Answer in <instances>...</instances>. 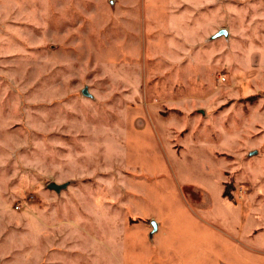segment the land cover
Wrapping results in <instances>:
<instances>
[{"label":"rangeland","instance_id":"374dc122","mask_svg":"<svg viewBox=\"0 0 264 264\" xmlns=\"http://www.w3.org/2000/svg\"><path fill=\"white\" fill-rule=\"evenodd\" d=\"M232 240L264 254V0H0V264Z\"/></svg>","mask_w":264,"mask_h":264},{"label":"crops","instance_id":"0c3cea01","mask_svg":"<svg viewBox=\"0 0 264 264\" xmlns=\"http://www.w3.org/2000/svg\"><path fill=\"white\" fill-rule=\"evenodd\" d=\"M240 211H243V210L241 209ZM233 241L234 240H232V242H230V245H232L233 247H236V249H235L236 250L235 257H236V259L237 258L241 259V264H243V259H245V258H243L244 251L243 250H242V252L238 251V247L239 246L236 245V244H238V242L236 241V244H235ZM239 249H241V248L239 247ZM237 254H239V255H237ZM248 259H249L248 261H251V263H253V261H255V264H264V254H263V256L261 258L254 257V259L253 258H248ZM165 262H166V259L163 256L162 257L160 256V257H157V259L155 261H153L152 264H164Z\"/></svg>","mask_w":264,"mask_h":264},{"label":"water","instance_id":"95a60500","mask_svg":"<svg viewBox=\"0 0 264 264\" xmlns=\"http://www.w3.org/2000/svg\"><path fill=\"white\" fill-rule=\"evenodd\" d=\"M221 37H225V38L229 37V32H228L227 29L220 30L217 34H215L211 38V40H216V39L221 38ZM83 94L85 96H89V93H88L87 89L84 90ZM48 188L51 191H55L57 193H61L63 190H65L67 188V185H58L56 183H51V184H49Z\"/></svg>","mask_w":264,"mask_h":264},{"label":"trees","instance_id":"16d2710c","mask_svg":"<svg viewBox=\"0 0 264 264\" xmlns=\"http://www.w3.org/2000/svg\"><path fill=\"white\" fill-rule=\"evenodd\" d=\"M223 195H224L225 197H230V196H229V193H228L226 190L224 191V194H223Z\"/></svg>","mask_w":264,"mask_h":264}]
</instances>
